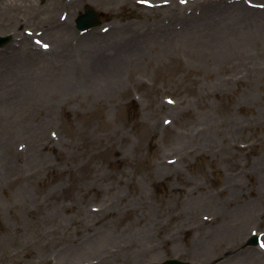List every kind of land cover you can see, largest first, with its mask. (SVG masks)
<instances>
[{
    "label": "rangeland",
    "instance_id": "rangeland-1",
    "mask_svg": "<svg viewBox=\"0 0 264 264\" xmlns=\"http://www.w3.org/2000/svg\"><path fill=\"white\" fill-rule=\"evenodd\" d=\"M0 35V264H264V0H0Z\"/></svg>",
    "mask_w": 264,
    "mask_h": 264
},
{
    "label": "water",
    "instance_id": "water-1",
    "mask_svg": "<svg viewBox=\"0 0 264 264\" xmlns=\"http://www.w3.org/2000/svg\"><path fill=\"white\" fill-rule=\"evenodd\" d=\"M100 25V17L99 15L92 9V8H87L86 13L77 20V28L81 31H85L87 29H90L92 27H97ZM11 40V37H0V47L3 45L7 44ZM256 241V240H255ZM252 240V242H255ZM163 264H187L183 262H179L177 260H170L166 261Z\"/></svg>",
    "mask_w": 264,
    "mask_h": 264
},
{
    "label": "bare ground",
    "instance_id": "bare-ground-1",
    "mask_svg": "<svg viewBox=\"0 0 264 264\" xmlns=\"http://www.w3.org/2000/svg\"><path fill=\"white\" fill-rule=\"evenodd\" d=\"M111 44L113 45L114 43H111ZM89 48H90V46H89ZM85 52L87 53L86 50H85ZM124 57L127 59L128 58V55L125 54ZM79 58H81V59L83 58L82 61H84V63L88 62L91 59L90 55H88V54L81 55ZM118 58L121 59L122 58V55L118 56Z\"/></svg>",
    "mask_w": 264,
    "mask_h": 264
}]
</instances>
